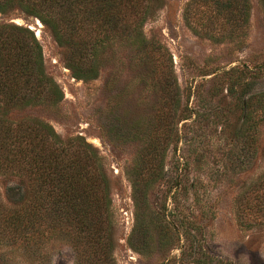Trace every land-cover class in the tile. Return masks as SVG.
<instances>
[{
    "label": "rangeland",
    "instance_id": "1",
    "mask_svg": "<svg viewBox=\"0 0 264 264\" xmlns=\"http://www.w3.org/2000/svg\"><path fill=\"white\" fill-rule=\"evenodd\" d=\"M190 2L144 0L142 37L122 25L86 79L76 75L73 48L47 26L18 10L0 14V24L39 31L44 71L62 92L55 106L10 109L5 119L42 121L63 141L82 138L98 158L74 165L106 182V206L98 212L91 204L79 229L80 247L98 243L101 264H264V186L255 184L264 174V123L256 137L240 129L244 105L264 92V0H249L246 25L220 42L186 25ZM191 17L225 33L223 10L193 5ZM261 66L256 76L248 72ZM234 81L243 87L229 93ZM256 107L264 111V100ZM20 181L0 167V216L22 202ZM0 264H76V247L56 231L13 242L0 225Z\"/></svg>",
    "mask_w": 264,
    "mask_h": 264
},
{
    "label": "trees",
    "instance_id": "2",
    "mask_svg": "<svg viewBox=\"0 0 264 264\" xmlns=\"http://www.w3.org/2000/svg\"><path fill=\"white\" fill-rule=\"evenodd\" d=\"M145 1L149 3V0ZM143 2L0 0V14L18 10L47 26L58 43L73 48L80 66L76 67V75L86 79L96 76L97 53L115 38L122 25L131 29L128 35L142 37L140 29L144 19L137 10ZM199 4L224 11L226 17L221 26L225 27V33L212 34L207 30L208 25L198 27L194 24L191 7ZM249 13V0H192L184 9L183 19L194 33L203 32V36L220 42L240 32ZM140 41L149 46L156 58L161 56L154 43ZM262 68L248 72L256 76ZM163 75L167 89L175 102L178 101L176 82L170 69L165 68ZM232 87L236 91L243 86L234 81L229 93L233 92ZM254 98V102L244 105L240 129L242 132L251 130L256 137L264 123V111L256 107L264 100V92ZM61 100L62 92L44 71L41 46L34 32L24 25L0 24V167L9 169L18 180L25 182L20 181L21 188H24H18L24 193L20 199L22 202L4 209L0 216L2 232L14 242L32 241L44 232L56 231L73 241L76 264H101L100 246L92 243L90 249L80 247L83 237L79 229L87 226L91 204L98 212L106 206V182L102 175L87 177L76 171L74 165L79 158L85 164L94 165L98 162L97 156L82 138L77 137L74 143L63 141L50 125L42 121L28 118L13 123L5 119L10 109L55 106ZM255 184L258 188L264 186V174L256 179ZM262 198L264 195L259 196L260 200Z\"/></svg>",
    "mask_w": 264,
    "mask_h": 264
},
{
    "label": "bare ground",
    "instance_id": "3",
    "mask_svg": "<svg viewBox=\"0 0 264 264\" xmlns=\"http://www.w3.org/2000/svg\"><path fill=\"white\" fill-rule=\"evenodd\" d=\"M38 27H40V24L39 23H38ZM34 32H35L36 36H39V31L37 29L36 30L34 29Z\"/></svg>",
    "mask_w": 264,
    "mask_h": 264
},
{
    "label": "water",
    "instance_id": "4",
    "mask_svg": "<svg viewBox=\"0 0 264 264\" xmlns=\"http://www.w3.org/2000/svg\"><path fill=\"white\" fill-rule=\"evenodd\" d=\"M31 29V28H30ZM31 30H33V29H31Z\"/></svg>",
    "mask_w": 264,
    "mask_h": 264
}]
</instances>
